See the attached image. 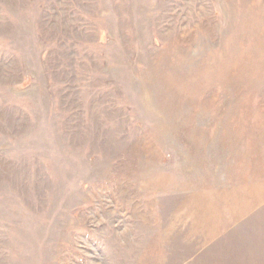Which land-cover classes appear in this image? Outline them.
<instances>
[{
	"label": "rangeland",
	"instance_id": "rangeland-1",
	"mask_svg": "<svg viewBox=\"0 0 264 264\" xmlns=\"http://www.w3.org/2000/svg\"><path fill=\"white\" fill-rule=\"evenodd\" d=\"M0 264H264V0H0Z\"/></svg>",
	"mask_w": 264,
	"mask_h": 264
}]
</instances>
